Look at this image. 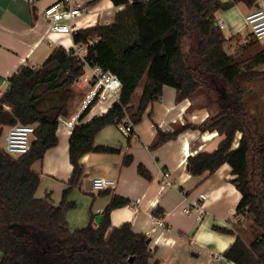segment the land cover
Instances as JSON below:
<instances>
[{
  "label": "trees",
  "instance_id": "16d2710c",
  "mask_svg": "<svg viewBox=\"0 0 264 264\" xmlns=\"http://www.w3.org/2000/svg\"><path fill=\"white\" fill-rule=\"evenodd\" d=\"M110 1L123 8L114 22L79 30L73 43L90 47L104 37L126 43L108 69L121 81L122 91L107 114L84 124L94 102L80 117L69 143L73 174L59 205L51 194L37 197L41 174L33 166L58 145V120L72 115L71 103L79 95L74 88L86 75V63L74 48H55L42 67L22 66L0 96V140L6 128L35 127V141L26 155L13 158L0 148V264H152L148 237L135 235L129 224L112 229V212L130 205L128 199L114 196L97 228L89 225L72 231L67 214L76 204L68 196L80 184L86 154L119 152L95 146L96 136L126 116L134 126L140 124L147 109L162 98L164 87L176 90L178 103L203 95L207 103L193 108L210 110L211 105L217 112L200 125L187 123L170 134L158 131L151 149L188 130L224 137L214 152L189 157L187 169L194 177L206 172L212 176L229 165L231 183L242 196L237 216L251 218L254 234L260 235L250 244L237 237L224 257L234 264H264V70L258 71L264 67V52L238 62L225 49L233 38H226L218 20L220 12L257 0ZM260 79L263 93L252 105V86ZM238 134L241 138L234 148ZM132 163V156L125 157V166ZM137 173L152 180L143 165ZM161 213L157 210L154 215Z\"/></svg>",
  "mask_w": 264,
  "mask_h": 264
},
{
  "label": "crops",
  "instance_id": "0c3cea01",
  "mask_svg": "<svg viewBox=\"0 0 264 264\" xmlns=\"http://www.w3.org/2000/svg\"><path fill=\"white\" fill-rule=\"evenodd\" d=\"M60 1L0 0V96L9 89V78L22 66L42 67L55 48H74L86 63V79L90 63L109 69L127 48L126 43L104 37L93 41L90 47L83 45L86 51L78 53L81 47L76 49L72 37L54 36V40H50L48 25L40 14ZM72 2L74 7L83 11V16L74 22L79 30L112 24L116 14L123 10L116 8L110 0ZM259 8H264V0H257L252 5L238 3L230 10L220 12L218 20L223 24L226 38L236 37L241 43H248L249 39L242 37L247 29L245 18ZM176 98L175 89L164 87L162 98L147 109L132 136L125 135L115 125L104 128L96 136L95 146L110 147L119 152L112 155L91 152L82 158L80 184L68 196V201L76 204L67 214L70 229L75 231L89 225L97 228L113 197L119 196L128 199L130 205L112 212V229L129 224L135 235L148 237L152 264H234L224 257V253L236 238L241 237L250 244L260 233L254 234L251 218L237 216L242 196L231 183L234 179L232 169L226 164L212 176L206 172L199 177L192 176L187 169L189 157L214 152L224 137L217 132L188 130L151 149L158 131L170 134L187 123L200 125L211 115L208 109L193 108L191 100L178 103ZM83 100L76 106L75 102L71 103L72 115L67 119L80 112ZM110 109L107 104L97 106L90 111L84 124L107 114ZM7 131L8 128L1 138L4 142ZM73 131L58 128V145L46 153L43 161L33 166V170L41 174L37 197L45 198L51 194L55 205L61 203L73 174L69 156ZM240 138L238 134L234 148ZM127 156L133 157L130 166L124 165ZM140 165L151 173V181L138 175ZM97 178L115 181L116 186L96 192L93 181ZM201 195H206L207 200H201ZM157 210L162 216L154 215ZM99 216L101 220L97 223ZM159 218H163L164 226L152 233L154 221ZM76 225L84 226L74 228ZM216 254L221 256L219 261L214 260Z\"/></svg>",
  "mask_w": 264,
  "mask_h": 264
},
{
  "label": "built area",
  "instance_id": "2783aa9c",
  "mask_svg": "<svg viewBox=\"0 0 264 264\" xmlns=\"http://www.w3.org/2000/svg\"><path fill=\"white\" fill-rule=\"evenodd\" d=\"M31 3L33 0H29ZM41 18L45 20L48 25L47 36L50 40H54V36L58 37H72L79 31L78 27L74 25L77 18L83 16V11L74 7L72 0H62L49 7L45 8L41 14ZM223 29V24L220 23ZM245 27L250 30L251 35L256 41H264V8L255 9L245 18ZM93 42H91L92 44ZM78 46H76L77 49ZM81 47L78 53H82L86 46ZM86 51V50H85ZM91 76L86 79L89 84V92L82 102L81 110L74 117L67 119L60 117L59 127L74 130L80 125V117L83 113L92 107L107 104L113 107L119 102L120 93L122 91V83L119 78L113 75L108 69L96 65L90 68ZM119 130L127 136H132L135 133V126L129 116H126L118 122ZM35 141V127L24 126L17 124L8 129L5 136V146L3 151L10 157L19 158L26 155ZM116 186V182L105 178H97L93 181V189L96 192H101L107 189H112ZM201 200L206 201L207 196L201 195ZM240 221V219H238ZM164 226L163 218L155 219L152 233H156ZM221 256L214 255V260L219 261Z\"/></svg>",
  "mask_w": 264,
  "mask_h": 264
},
{
  "label": "rangeland",
  "instance_id": "374dc122",
  "mask_svg": "<svg viewBox=\"0 0 264 264\" xmlns=\"http://www.w3.org/2000/svg\"><path fill=\"white\" fill-rule=\"evenodd\" d=\"M242 37L244 39L248 38L249 39V44L248 43H241L236 37L233 38L232 41H230L227 45V53L228 54H232L234 56H237L236 59L238 62H245L247 61L249 58H252L254 56H256L257 54L264 52V41L260 42V41H256L251 33L249 29H246L242 35ZM264 67H260L258 69V71H263ZM91 75V71L90 68L88 67L87 69V78ZM86 78H82L80 80V82L78 83V85L74 88L76 93H79L78 98L74 104V106H76V104L80 103L84 97L88 94L89 92V84L85 81ZM252 86V84H251ZM254 88V93L253 96L251 97L250 101L252 103V105H254L256 102H258L257 100V95H259L258 93H263V82L262 80H257L256 84H254L252 86ZM138 96L141 93V88L138 90ZM137 96V97H138ZM137 101V100H136ZM192 104L195 107H199L201 105H205L207 103L206 98H204V96L202 95L200 98L198 99H193L191 100ZM73 106V107H74ZM207 107L210 109L209 111L211 112V115H214L217 112V108L215 106H211V105H207ZM5 146V142L2 139L0 141V147H4ZM78 211V209H77ZM79 218L78 216H76V221H78ZM82 224V223H80ZM84 225H76V227L74 228H82Z\"/></svg>",
  "mask_w": 264,
  "mask_h": 264
},
{
  "label": "water",
  "instance_id": "95a60500",
  "mask_svg": "<svg viewBox=\"0 0 264 264\" xmlns=\"http://www.w3.org/2000/svg\"><path fill=\"white\" fill-rule=\"evenodd\" d=\"M100 220H101V217L99 216V217H97V223H99L100 222ZM151 243V240L150 239H148L147 240V244H150ZM130 262L132 263L133 262V260H130Z\"/></svg>",
  "mask_w": 264,
  "mask_h": 264
}]
</instances>
